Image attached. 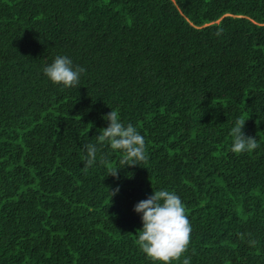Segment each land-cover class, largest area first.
Returning a JSON list of instances; mask_svg holds the SVG:
<instances>
[{
    "label": "trees",
    "instance_id": "1",
    "mask_svg": "<svg viewBox=\"0 0 264 264\" xmlns=\"http://www.w3.org/2000/svg\"><path fill=\"white\" fill-rule=\"evenodd\" d=\"M57 55L77 87L44 74ZM112 109L139 165L97 143ZM162 189L192 226L171 264H264V0H0V264H154L134 209Z\"/></svg>",
    "mask_w": 264,
    "mask_h": 264
},
{
    "label": "clouds",
    "instance_id": "2",
    "mask_svg": "<svg viewBox=\"0 0 264 264\" xmlns=\"http://www.w3.org/2000/svg\"><path fill=\"white\" fill-rule=\"evenodd\" d=\"M219 34L220 32L217 33ZM85 71V68L74 65L72 59L64 55H57L54 61L43 69L44 74L54 84L64 87H77L81 74ZM103 118L109 121V124L100 129V134L96 136L98 144L108 143L111 149L122 150L124 155L120 163L125 166L139 165L138 162L147 160L145 138L135 126L122 123L118 112L113 109ZM245 124L243 118H238L231 129V150L237 154L252 152L259 147L256 138L245 134ZM83 147L86 151L83 170L87 172L88 168L96 163L98 147L92 143ZM120 169L110 170L109 175L118 178ZM118 192L119 188H116L111 194L114 196ZM134 210L142 213L143 228L138 230L137 240L140 249L154 264H171L172 261L179 260L188 250L192 233V226L181 198L173 191L154 190V194L140 201ZM240 236L243 239L244 234ZM248 243L254 247L256 241L250 239ZM183 264H190V258H185Z\"/></svg>",
    "mask_w": 264,
    "mask_h": 264
}]
</instances>
